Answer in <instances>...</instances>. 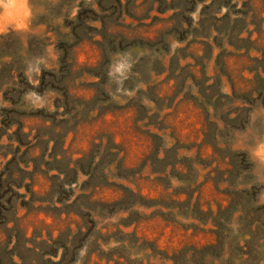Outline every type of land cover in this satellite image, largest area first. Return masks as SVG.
I'll use <instances>...</instances> for the list:
<instances>
[{"label": "rangeland", "instance_id": "1", "mask_svg": "<svg viewBox=\"0 0 264 264\" xmlns=\"http://www.w3.org/2000/svg\"><path fill=\"white\" fill-rule=\"evenodd\" d=\"M123 2L0 6V264H264V0Z\"/></svg>", "mask_w": 264, "mask_h": 264}, {"label": "trees", "instance_id": "2", "mask_svg": "<svg viewBox=\"0 0 264 264\" xmlns=\"http://www.w3.org/2000/svg\"><path fill=\"white\" fill-rule=\"evenodd\" d=\"M123 1L124 0H114V2L118 4L119 6L124 4ZM125 1H126V4H130V3H136L138 0H125ZM57 4L59 5L60 9L65 8V13L61 14V12H58L57 14H55V18L61 15H64L66 18L69 17L73 12V8L75 7L74 4H66V2L65 3L60 2ZM88 5L90 6V9L82 10V11L77 10V14L75 15L74 18L85 21L86 18L84 17H87L89 22L96 20L98 18V13H97V10L94 8V3L88 2Z\"/></svg>", "mask_w": 264, "mask_h": 264}, {"label": "clouds", "instance_id": "3", "mask_svg": "<svg viewBox=\"0 0 264 264\" xmlns=\"http://www.w3.org/2000/svg\"><path fill=\"white\" fill-rule=\"evenodd\" d=\"M0 6L8 9L14 8L16 6V0H7V3L4 0H0Z\"/></svg>", "mask_w": 264, "mask_h": 264}]
</instances>
